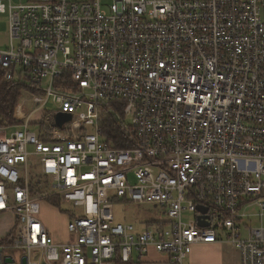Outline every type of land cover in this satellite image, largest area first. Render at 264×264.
Returning a JSON list of instances; mask_svg holds the SVG:
<instances>
[{"label": "built area", "instance_id": "built-area-1", "mask_svg": "<svg viewBox=\"0 0 264 264\" xmlns=\"http://www.w3.org/2000/svg\"><path fill=\"white\" fill-rule=\"evenodd\" d=\"M0 13V68L25 90L19 121L0 127V213L17 217L10 247L27 264L152 251L191 264L193 246L211 242L264 264V227L248 224L264 220V0H0ZM33 173L73 205L71 239L49 230L51 193L34 190ZM121 201L167 218L138 229L116 218ZM0 264L18 263L0 250Z\"/></svg>", "mask_w": 264, "mask_h": 264}, {"label": "crops", "instance_id": "crops-1", "mask_svg": "<svg viewBox=\"0 0 264 264\" xmlns=\"http://www.w3.org/2000/svg\"><path fill=\"white\" fill-rule=\"evenodd\" d=\"M58 206L52 200L43 202V218L58 241L69 240L73 236L67 230V223L70 219L68 211L61 208V202L58 200ZM53 211V219L48 217L47 212ZM17 217L12 212L0 213V250L6 257L12 256L14 261L21 264V259L25 255L23 249H15L10 247L14 239L15 226ZM225 243L211 242V243H197L193 246L190 254L191 264H241L238 251L236 259L233 261L227 259L224 247ZM170 264L168 256L152 251L143 259V264Z\"/></svg>", "mask_w": 264, "mask_h": 264}, {"label": "rangeland", "instance_id": "rangeland-1", "mask_svg": "<svg viewBox=\"0 0 264 264\" xmlns=\"http://www.w3.org/2000/svg\"><path fill=\"white\" fill-rule=\"evenodd\" d=\"M8 30H9V17L8 14L5 13H0V48H6L7 47V41H8ZM46 83H44V86ZM25 90L22 89L21 91V97L24 96ZM21 99V98H20ZM20 102V101H19ZM34 108L36 106H33ZM46 112L39 111L38 115L39 116H44L42 118L43 124L45 120L47 119L49 112L48 111H54L57 110L56 106L54 103L50 100V102L47 104L45 107ZM36 121V119L34 120ZM37 123L34 124V126L31 127L33 131H36L38 128L35 126ZM11 131V130H10ZM32 147H30L31 149ZM37 175V176H36ZM39 179L40 184H37V180ZM31 183L33 185V188L35 191L39 192L40 194H47L51 193L49 197H44L43 202H48L52 200V202L58 206L57 203L54 201L59 200L58 195L54 194L55 188L52 186L50 179L48 178H43L40 174L33 173L32 178H31ZM61 208L64 210H70L72 211L73 205L72 204H61ZM115 208V215L118 220L121 221H128L136 224L138 226V229H143L145 226L144 223H136L138 220L146 221L148 223H152L153 219L155 217H162L166 219V214L162 213L159 208H157L154 204H137V203H132V202H127V201H121V202H116L114 204ZM48 217L53 219V211H48L47 212ZM190 216L189 212H184L183 214V220L186 221ZM248 224L252 227H264V220L262 223L257 221V218L252 217L251 219L248 220ZM224 252L227 257V259L230 258L231 261L236 259L237 256V250L229 243H225L224 247ZM38 249H34L32 252V257L36 258L38 256ZM157 264V263H153Z\"/></svg>", "mask_w": 264, "mask_h": 264}, {"label": "trees", "instance_id": "trees-1", "mask_svg": "<svg viewBox=\"0 0 264 264\" xmlns=\"http://www.w3.org/2000/svg\"><path fill=\"white\" fill-rule=\"evenodd\" d=\"M23 86L18 81L5 79L4 70L0 68V127L16 124L19 120L15 117V111L21 98ZM117 133L118 130H116ZM59 204V202L54 201ZM115 264H143L141 262L122 263L119 259Z\"/></svg>", "mask_w": 264, "mask_h": 264}, {"label": "water", "instance_id": "water-1", "mask_svg": "<svg viewBox=\"0 0 264 264\" xmlns=\"http://www.w3.org/2000/svg\"><path fill=\"white\" fill-rule=\"evenodd\" d=\"M70 118H71L70 114L60 112V113H58L56 120H57L59 125H62L65 121L69 120ZM199 209L204 211V212L207 211V208L203 207V206H199ZM199 224L202 226L208 225L207 222L202 221V220L199 221ZM6 260L14 261V258L12 256H8V257H6ZM27 260H28L27 255H23V257L21 259V264H27Z\"/></svg>", "mask_w": 264, "mask_h": 264}]
</instances>
